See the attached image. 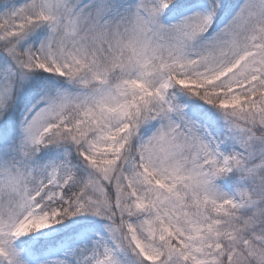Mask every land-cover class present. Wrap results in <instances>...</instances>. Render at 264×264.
<instances>
[{
  "label": "snow or ice",
  "instance_id": "1",
  "mask_svg": "<svg viewBox=\"0 0 264 264\" xmlns=\"http://www.w3.org/2000/svg\"><path fill=\"white\" fill-rule=\"evenodd\" d=\"M0 264H264V0H0Z\"/></svg>",
  "mask_w": 264,
  "mask_h": 264
},
{
  "label": "rangeland",
  "instance_id": "2",
  "mask_svg": "<svg viewBox=\"0 0 264 264\" xmlns=\"http://www.w3.org/2000/svg\"><path fill=\"white\" fill-rule=\"evenodd\" d=\"M239 0H236L238 3ZM64 222L59 225H53L50 229L42 230L40 233L45 237L51 238L55 236L63 240V244L57 242L54 246H45L44 254L49 258L61 257L68 254L69 249L91 242L95 234L87 228L88 225L79 227L74 233L63 234L62 226Z\"/></svg>",
  "mask_w": 264,
  "mask_h": 264
},
{
  "label": "trees",
  "instance_id": "3",
  "mask_svg": "<svg viewBox=\"0 0 264 264\" xmlns=\"http://www.w3.org/2000/svg\"><path fill=\"white\" fill-rule=\"evenodd\" d=\"M241 2V0L238 1V3ZM99 220L97 217H91V216H76L72 217L67 221H64L65 224L62 226V233L63 234H69L74 233L78 230L79 227L90 225L92 223H95ZM30 237L33 239H36L37 241L43 242L47 240H52L53 236L51 238L45 237L41 233H32L30 234ZM45 248V247H44Z\"/></svg>",
  "mask_w": 264,
  "mask_h": 264
}]
</instances>
